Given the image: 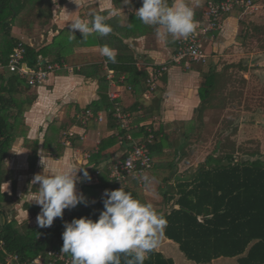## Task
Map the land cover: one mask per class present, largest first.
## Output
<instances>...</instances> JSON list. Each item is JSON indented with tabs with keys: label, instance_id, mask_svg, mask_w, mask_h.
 Listing matches in <instances>:
<instances>
[{
	"label": "crops",
	"instance_id": "0c3cea01",
	"mask_svg": "<svg viewBox=\"0 0 264 264\" xmlns=\"http://www.w3.org/2000/svg\"><path fill=\"white\" fill-rule=\"evenodd\" d=\"M207 1L185 0L194 9V20H202ZM252 1L257 5L256 11L234 9L224 15L222 28L215 33L213 39H203V49L209 55L206 64H190L189 67L184 64L171 65L159 78L156 91L150 99L142 97L145 81H141L137 90L125 88L116 100L124 110L137 111L134 120L140 119L142 124L151 123L158 134L154 144L161 143L162 148L164 147L161 155L153 159L157 164V175L150 172L153 184L139 187L143 199V195L151 193L154 200L156 195L163 198L160 193L191 174L190 169L199 163H191L192 157L186 148L193 146L195 149L198 144L201 148L197 138L210 114L220 112L223 108L226 111L225 106L229 107L234 103L228 94L230 101H227L226 105H218L217 97L212 94L210 101L204 105L200 94L204 82L214 79L219 90L221 85L223 89L226 87L222 84L223 81L230 84L231 81L237 80L247 82V73L254 68L264 73V0ZM174 2L175 0H169V4ZM22 6L23 9L12 27V34L35 50L50 44L62 30H68L67 35H71L70 37L73 34L75 36L74 39L68 38L72 43L69 42L70 48L63 60L75 71L54 73L41 85H29V91L36 95V101L24 113L28 133L26 137L14 141L5 160L7 177L2 181L1 190L3 194L12 196V200L3 205L5 216L8 221L15 218L19 223L28 222L30 226H38L36 217L40 207L34 201L29 202L30 198L38 193L39 185L31 183L34 175L41 174L44 170H56L68 159L73 160L77 166L85 165L89 176L96 167H102L101 174H104V166L125 152V147L118 144L108 146L100 154L96 166L89 163L91 158H85V154L95 150L100 141L108 137L116 126L107 118L106 100L114 103L108 97L111 86L103 65L109 60L101 54V47L107 45L114 49L118 55V64L120 61H139L143 65L161 64L170 60L178 38L169 36L168 42L165 43L157 35V31L162 29L145 25L135 16V10L142 6V0H131L130 4H124L123 0H29ZM92 13L105 15L106 21L111 23L110 34L104 37L93 34L83 39L79 30L70 28L69 20L77 16L90 19ZM29 18L32 19L31 22ZM83 40L95 43L84 46L81 43ZM137 70L139 73L145 71L147 75L144 66ZM239 73H245V77L239 78ZM116 75L117 72L114 71L115 82ZM124 75H119L118 81L121 77L124 78ZM101 79L107 82L106 89L103 88ZM221 102L220 99V104ZM85 108H91L94 115L103 114L104 120L98 122L92 119L84 124L76 116ZM59 127H64V139L61 143L63 150L60 156H56L50 150H45L43 143L46 137L54 142ZM65 132H72L73 135L65 136ZM65 140H69L70 144H64ZM34 142L38 144L37 160L35 166L30 168L29 156ZM173 146L178 148V159L174 166L170 161H166ZM171 168L175 171L173 176L169 177L172 173L165 172ZM78 175L81 176V181L77 183L76 188L78 192L83 193L82 186L86 179L82 173L78 172ZM89 182L98 184L100 177L99 182ZM163 186L164 190L161 189ZM148 201L145 200L146 203H149ZM69 211L70 209H65L63 213ZM0 220L4 222L5 217L0 215ZM160 237L164 251L168 252L173 241L165 238L163 234Z\"/></svg>",
	"mask_w": 264,
	"mask_h": 264
},
{
	"label": "trees",
	"instance_id": "16d2710c",
	"mask_svg": "<svg viewBox=\"0 0 264 264\" xmlns=\"http://www.w3.org/2000/svg\"><path fill=\"white\" fill-rule=\"evenodd\" d=\"M27 2L29 0H23V3L21 0H0L2 64L7 62L20 41L12 34V27L23 9L22 5L25 6ZM105 22L111 25L109 21ZM67 32L68 30L60 31L50 44L38 50L25 43L26 59L33 63L40 54L52 61H63L70 48L71 35H67ZM81 43L88 46L95 42L83 40ZM117 56L115 63L108 61L109 67L117 72V83H120L119 75L125 74L123 84L137 90L139 84L145 81L146 72L139 73L135 62L132 61L127 63L120 61L118 64ZM101 83L106 89L107 82L101 79ZM216 86L214 79L204 82L201 86L200 94L204 105L212 98ZM29 90V84L18 75L0 73V215L5 217L4 222L0 220V264L6 263L8 254H17L20 262L29 264L39 255L45 258L46 252L51 248L60 250L63 244L62 233L66 222L63 216L55 218L50 227L42 228L39 225L30 226L28 222L19 223L15 218L8 221L3 209L4 203L12 200V196L3 194L1 190L2 181L7 177L5 160L14 141L27 136L28 126L24 113L36 101V95ZM106 101L107 118L117 125L112 116L114 104ZM140 121L134 120V124H140L142 127L140 130H133L134 137H144L145 126L152 127L151 123L142 124ZM63 131L64 127L57 128L54 142L46 137L43 148L60 156L63 150L61 144L64 139ZM156 136L158 134L155 129V138ZM154 142L149 146L153 159L160 156L164 148L161 143L156 145ZM115 144H117L115 137L103 138L98 145L97 153L91 155L89 163L96 166L102 151ZM230 145L229 140L225 143L220 142L215 148L217 154L207 155L195 168L190 169V175L162 193L163 204L169 206V209L162 213L167 221L162 234L178 245L186 260L196 264H211L221 257L236 258L238 264H264V154L250 152L247 153L248 157L237 158L236 150L231 149ZM37 151L38 144L34 142L29 156L30 168L35 166ZM156 167V162H153L151 169L153 175H157ZM107 173L105 170L104 174L100 175L98 184L85 180L82 194L87 203H80L71 208L67 222L82 216L93 220L98 218L100 211L103 210L102 191L108 189L110 184ZM124 189L146 203L140 196V188L136 183ZM133 259V256L120 254L121 264H129ZM144 264L175 262L155 248L147 254Z\"/></svg>",
	"mask_w": 264,
	"mask_h": 264
},
{
	"label": "clouds",
	"instance_id": "9594fccd",
	"mask_svg": "<svg viewBox=\"0 0 264 264\" xmlns=\"http://www.w3.org/2000/svg\"><path fill=\"white\" fill-rule=\"evenodd\" d=\"M130 2L123 0L124 4ZM90 15V19L77 16L69 20L70 28L79 30L83 39L93 34L104 37L112 32L104 15ZM135 16L145 25L162 29L157 31V35L165 43L169 36L173 39L187 38L197 27L194 9L185 0H175L172 4L169 0H142ZM74 38L73 34L70 39ZM100 51L109 61L116 62L114 49L105 45ZM84 166H77L68 159L56 170H44L34 175L31 183L39 185L38 193L29 202L34 201L40 207L36 217L40 227H50L55 218H62L65 209L87 203L76 188L81 181L78 172L84 179H91ZM143 180L146 185L152 182L147 176ZM102 203L103 210L96 220L82 216L64 223L60 251L71 255V264H121L120 254L134 257L129 264H144L147 254L158 244L167 225L166 219L151 203L141 202L121 186L115 190L105 189Z\"/></svg>",
	"mask_w": 264,
	"mask_h": 264
},
{
	"label": "built area",
	"instance_id": "2783aa9c",
	"mask_svg": "<svg viewBox=\"0 0 264 264\" xmlns=\"http://www.w3.org/2000/svg\"><path fill=\"white\" fill-rule=\"evenodd\" d=\"M240 8L243 11H256L257 5L252 0H208L203 11L202 20H195L197 25L195 31L187 38H178L173 55L170 60L161 64L143 65L135 62L137 68L144 66L147 70L145 78V90L142 97L150 99L157 88L159 78L169 70L171 65L184 64L189 67L190 64L204 65L209 59V55L203 49V39L210 37L213 39L215 33L218 32L223 25V17L234 9ZM27 50L25 43L19 41L14 50L9 55L5 64L0 63V73L16 74L20 78L26 80L31 86L43 84L51 74L61 71L73 73L75 70L63 61H52L49 58L38 55L36 60L31 63L26 59ZM106 68V77L111 88L108 91L109 99L114 103L113 118L117 121V125L113 128L109 136L117 139V144L125 147V152L121 157L107 163L104 169L108 172L110 181L108 190L123 188L137 184L139 187L145 186L144 176L150 177V171L153 167V158L149 152V146L155 140V128L149 125L145 126V136L134 137L133 130H140L142 127L134 124V117L137 111L124 110L116 101L120 98L123 89L131 90V86L124 87L123 77L117 84L114 80V70L109 67L108 61L103 63ZM76 118L84 124L94 119L98 122L104 120V115L97 113L94 115L91 108H85L77 114ZM65 136H72V132H65ZM64 144L69 145V140H65ZM95 150L85 154L86 159H90L92 154L97 153ZM102 167H96L90 178L93 182H99L102 173ZM104 191H102L103 194ZM68 212L63 213V217L67 222ZM5 264H27L20 262L17 254H8ZM29 264H71V255L61 252L59 249H49L46 257L39 255L29 262Z\"/></svg>",
	"mask_w": 264,
	"mask_h": 264
},
{
	"label": "rangeland",
	"instance_id": "374dc122",
	"mask_svg": "<svg viewBox=\"0 0 264 264\" xmlns=\"http://www.w3.org/2000/svg\"><path fill=\"white\" fill-rule=\"evenodd\" d=\"M31 20L32 19L29 18V22H31ZM15 34L18 35V33ZM256 70L257 69L254 68L249 74L247 73L249 79L245 83H242L239 80L236 82L231 81V84L227 83V81H223L222 84L227 88L225 87L223 89L221 85L219 90H217L218 86H216L213 95L217 97L219 101L218 105H226V102L230 101V99L234 103L229 107L225 106L226 111L224 110L225 108H223V110L220 109V112H213L210 114L207 123L204 125V128L201 129L199 138H197L202 147L200 148L198 144L195 145V149L193 146L186 148L189 155H191L190 157H192L191 163L195 162L198 164L203 161L207 155L211 153L217 154L218 151L215 149L217 145L220 142L225 143L227 140L231 143V149L236 150L235 154L237 158L240 156L248 157L247 153L250 152L264 154V73H262L260 69H258V71ZM238 75L239 78L245 77V73H239ZM228 94H230V99H228ZM220 99L222 100L221 104ZM177 150L178 148L173 146L171 152L168 153L169 158L166 159V161L171 162L172 166L175 165L178 159ZM174 171L175 169L171 168L167 169L165 173L169 174V172H171L172 174L170 173L171 175H169V177H171L173 176ZM167 186L168 185H166V187ZM163 187L161 188L162 190L165 189V186ZM154 188L155 187H153V189ZM139 192L141 194V190ZM151 194L143 195L144 199L146 201L150 200V202H148L151 203L154 209L162 215V213L168 210L169 207H166L165 204H163V198H161V196L156 195V199L154 200L152 199L153 193ZM160 194L162 195V193ZM160 239L162 238L159 237L156 246L157 249L162 250L164 254L171 257L175 264H196L186 260L179 250L178 245L174 242L169 246V251L165 252ZM211 264L238 263L236 258L221 257L214 260Z\"/></svg>",
	"mask_w": 264,
	"mask_h": 264
}]
</instances>
